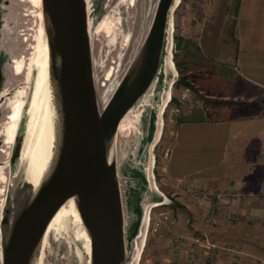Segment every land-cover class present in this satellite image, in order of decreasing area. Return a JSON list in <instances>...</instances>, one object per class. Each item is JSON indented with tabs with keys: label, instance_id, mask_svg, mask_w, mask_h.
Masks as SVG:
<instances>
[{
	"label": "water",
	"instance_id": "1",
	"mask_svg": "<svg viewBox=\"0 0 264 264\" xmlns=\"http://www.w3.org/2000/svg\"><path fill=\"white\" fill-rule=\"evenodd\" d=\"M173 4L174 0H155L132 59L106 103L98 108L88 33L91 12L87 13L85 0H40L47 80L56 114V144L37 186L30 189L26 184V189L15 195L12 206L0 215V264H33L48 222L68 199L89 240L88 264H126V242L135 238L142 211L133 202V229L126 233L117 162L109 158V150L113 146L115 156L119 122L145 95L163 64L171 39ZM9 5L8 0H0V40ZM10 22L9 38L15 27ZM16 32L15 28L18 42L13 39L12 43L22 47L23 37ZM10 61V54L0 47V90ZM148 119L144 149L153 135V111L148 112ZM24 120L22 113L10 147L9 168L18 163ZM141 177L145 185L143 174Z\"/></svg>",
	"mask_w": 264,
	"mask_h": 264
},
{
	"label": "rangeland",
	"instance_id": "2",
	"mask_svg": "<svg viewBox=\"0 0 264 264\" xmlns=\"http://www.w3.org/2000/svg\"><path fill=\"white\" fill-rule=\"evenodd\" d=\"M12 3L19 14L21 3L16 0ZM90 3L92 25L110 13L117 19V34L113 42H107L103 32L90 37L95 84L101 83L106 73L114 67L113 75L107 83L111 85L132 59L146 31L155 0H133L132 4L128 0H90ZM235 5L236 0H179L172 11L171 39L167 44V53H170L175 76L168 104L159 117L160 138L151 152L152 179L166 201L150 209L144 246L135 263L132 259L134 238L127 240L126 264H184V256L193 246V241L202 238L190 232L192 221L185 204L188 195L184 189L189 184L167 178L165 164L180 123L199 117L210 120L215 107L230 102V99L223 100V96L229 92L227 67H230L234 47L231 31ZM20 21L19 18L17 22ZM10 23L15 25L14 21ZM13 31L12 40L15 39V27ZM15 41L18 42V39ZM170 79L171 75H168L163 80L165 87ZM20 83L13 85L10 93ZM159 104L158 95L151 99V107H144L136 130L118 135L115 141L114 153L126 222L132 218L133 202L143 211L145 204L160 200L159 195L150 188L146 173L148 149H144L148 112L153 111L157 118ZM3 114L4 109H1L0 120ZM2 150L0 137V166L6 162L4 172L7 176L0 215L4 209L12 206L15 195L26 189L22 164L17 163L9 168L10 150L7 157ZM142 174L146 186L142 183ZM177 241L181 243L180 246H176ZM80 245L81 242L73 240L70 234L64 239L51 238L46 243L42 263L83 264Z\"/></svg>",
	"mask_w": 264,
	"mask_h": 264
},
{
	"label": "crops",
	"instance_id": "3",
	"mask_svg": "<svg viewBox=\"0 0 264 264\" xmlns=\"http://www.w3.org/2000/svg\"><path fill=\"white\" fill-rule=\"evenodd\" d=\"M231 40L228 94L212 119L177 126L165 170L167 178L195 189L257 195L220 209L211 225L208 205L188 196L191 233L216 247V264H264V0H237ZM199 237V238H200ZM203 244V243H201ZM200 261L204 245L196 247ZM185 258V256H184ZM184 260V259H183Z\"/></svg>",
	"mask_w": 264,
	"mask_h": 264
},
{
	"label": "bare ground",
	"instance_id": "4",
	"mask_svg": "<svg viewBox=\"0 0 264 264\" xmlns=\"http://www.w3.org/2000/svg\"><path fill=\"white\" fill-rule=\"evenodd\" d=\"M9 1L8 11L3 17L2 38L0 40V47L10 54L11 60L8 69L9 73L0 90V99H3L0 103V110L4 109L3 117L0 120V137H2V151L4 156L7 157L22 113H24L25 120L18 163L22 164L24 181L30 189H34L46 173L53 157L57 137L56 114L47 80V48L42 28L40 0H16L18 3H21V12L19 14H17L18 10L16 6L12 3L13 0ZM178 1L174 0L173 8L177 6ZM85 2L87 13H89L90 0H85ZM128 2L132 4L133 0H128ZM18 17L21 19L20 22H17ZM10 21L15 22L16 33L23 37L22 47H16L12 43V39L9 38L8 23ZM91 22V18H88V33L90 37L92 34L103 32L107 36V42L111 43L114 41L117 34V30L115 29L117 19L111 13L103 16L95 25H92ZM20 28H22L21 31H19ZM25 50L26 53H23ZM165 51L163 64L159 69L157 77L145 95L121 119L115 136L116 141L118 135L127 134L131 130H136L141 112L144 111V107H151L150 101L154 98L158 90L160 104L158 105L157 118L153 122V135L148 143L146 173L151 190L159 195L160 200L150 205L145 204L143 207L141 224L133 244L132 259L134 263L138 260L144 246L150 209L161 206L166 201L164 196L156 188L152 174L150 173L153 162L151 152L160 138L161 122L159 117L168 104L170 88L175 76L170 53H167V45ZM114 69V67L111 68L104 76V79H102V82H98L95 85L96 104L98 108H101L106 103L110 93L118 82L119 77L114 81V84L107 85L113 75ZM31 71H33L32 76ZM168 75H171V79L165 87L163 80H166ZM95 81L96 78L94 76ZM19 82L21 83L10 93V88ZM149 123L150 120L147 119L146 131ZM109 158H115V161H117L113 154V146L109 150ZM5 168L6 162L5 165L0 166V210L3 205L7 183V176L4 172ZM131 225L132 219H128L127 222L125 220L126 233H129L131 230ZM69 234L73 240L81 242L80 249L83 254V264H88L89 240L81 226L71 199L65 201L48 222L33 264H43L42 258L45 246L51 238L64 239Z\"/></svg>",
	"mask_w": 264,
	"mask_h": 264
},
{
	"label": "built area",
	"instance_id": "5",
	"mask_svg": "<svg viewBox=\"0 0 264 264\" xmlns=\"http://www.w3.org/2000/svg\"><path fill=\"white\" fill-rule=\"evenodd\" d=\"M185 192L187 195L194 201L198 203H205L208 205L207 215L204 218V223L206 225H211L214 222V218L219 212L220 209H228L229 204L233 201H239L244 202L248 201L251 198H256L257 195L249 194V193H242L238 191L233 192H220L215 191L212 189H195L192 185L185 186ZM228 212V210H227ZM227 220L232 221L234 220L233 214H230L229 212L226 214ZM203 243V244H201ZM180 242H176V246H180ZM199 245H204L205 250L207 251L206 257L203 261L199 260L198 253L196 250V247ZM217 250V247L210 243L206 236H202L201 240H194L193 246L187 250V254L184 258V264H216L215 263V252ZM169 264H174L170 262ZM233 264H239V261L237 258L234 259Z\"/></svg>",
	"mask_w": 264,
	"mask_h": 264
},
{
	"label": "trees",
	"instance_id": "6",
	"mask_svg": "<svg viewBox=\"0 0 264 264\" xmlns=\"http://www.w3.org/2000/svg\"><path fill=\"white\" fill-rule=\"evenodd\" d=\"M237 2H238V1L236 0V5H235V10H234L233 15L235 14V11H236ZM232 26H233V22H232ZM175 82H177V81H175ZM184 86H186V85H184ZM196 119H198V118H194V119H190V120H186V121H194V120H196Z\"/></svg>",
	"mask_w": 264,
	"mask_h": 264
}]
</instances>
